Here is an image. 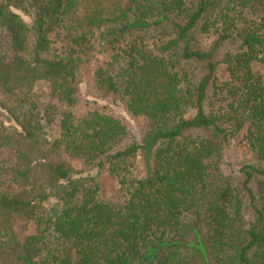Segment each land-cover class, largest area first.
<instances>
[{
    "label": "trees",
    "instance_id": "16d2710c",
    "mask_svg": "<svg viewBox=\"0 0 264 264\" xmlns=\"http://www.w3.org/2000/svg\"><path fill=\"white\" fill-rule=\"evenodd\" d=\"M0 264H264V0H0Z\"/></svg>",
    "mask_w": 264,
    "mask_h": 264
},
{
    "label": "rangeland",
    "instance_id": "374dc122",
    "mask_svg": "<svg viewBox=\"0 0 264 264\" xmlns=\"http://www.w3.org/2000/svg\"><path fill=\"white\" fill-rule=\"evenodd\" d=\"M61 36L65 34L64 31L60 32ZM61 43H63V40H59ZM217 76L220 79H225L228 77L227 72L225 70V67L223 64H220L218 66V72ZM90 82H91V67L89 65H86L82 69L81 73V94L85 95L87 94L89 88H90ZM103 102H106L109 104V101L103 100ZM87 106L83 104L82 100V105L80 109L78 110V115L81 116L85 113ZM119 116L127 123V125L133 130L134 133H136L137 136H140L143 128H144V121L139 118L135 117L131 114H129L127 111L124 109L120 108L117 109ZM99 183L101 186V196L103 199L107 200L110 203H118V193L116 189V182L113 177L110 175L106 174L105 172H102L101 175L99 176Z\"/></svg>",
    "mask_w": 264,
    "mask_h": 264
}]
</instances>
